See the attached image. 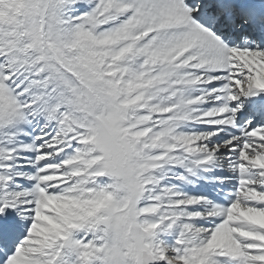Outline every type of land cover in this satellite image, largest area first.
Wrapping results in <instances>:
<instances>
[{
  "label": "snow or ice",
  "instance_id": "6c2138e0",
  "mask_svg": "<svg viewBox=\"0 0 264 264\" xmlns=\"http://www.w3.org/2000/svg\"><path fill=\"white\" fill-rule=\"evenodd\" d=\"M0 264H264V0H0Z\"/></svg>",
  "mask_w": 264,
  "mask_h": 264
}]
</instances>
